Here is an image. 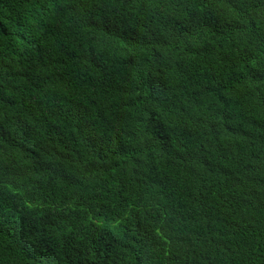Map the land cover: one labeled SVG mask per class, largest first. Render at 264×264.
I'll list each match as a JSON object with an SVG mask.
<instances>
[{"label":"trees","instance_id":"trees-1","mask_svg":"<svg viewBox=\"0 0 264 264\" xmlns=\"http://www.w3.org/2000/svg\"><path fill=\"white\" fill-rule=\"evenodd\" d=\"M0 264H264V0H0Z\"/></svg>","mask_w":264,"mask_h":264}]
</instances>
